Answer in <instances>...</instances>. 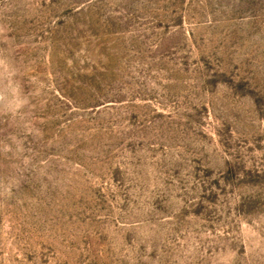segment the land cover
Instances as JSON below:
<instances>
[{
	"label": "rangeland",
	"instance_id": "obj_1",
	"mask_svg": "<svg viewBox=\"0 0 264 264\" xmlns=\"http://www.w3.org/2000/svg\"><path fill=\"white\" fill-rule=\"evenodd\" d=\"M0 264H264V0H0Z\"/></svg>",
	"mask_w": 264,
	"mask_h": 264
}]
</instances>
